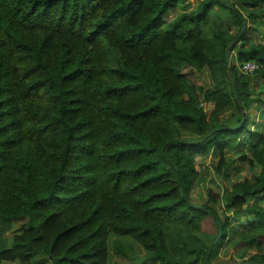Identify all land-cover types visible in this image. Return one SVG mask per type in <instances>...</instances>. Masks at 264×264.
Segmentation results:
<instances>
[{
	"label": "trees",
	"instance_id": "obj_1",
	"mask_svg": "<svg viewBox=\"0 0 264 264\" xmlns=\"http://www.w3.org/2000/svg\"><path fill=\"white\" fill-rule=\"evenodd\" d=\"M178 1L0 0V264H108L135 244L150 263L212 264L230 237H264V135L247 113L264 127L250 43L264 0H203L165 23ZM230 149L258 174L193 205L196 158L222 174Z\"/></svg>",
	"mask_w": 264,
	"mask_h": 264
},
{
	"label": "rangeland",
	"instance_id": "obj_2",
	"mask_svg": "<svg viewBox=\"0 0 264 264\" xmlns=\"http://www.w3.org/2000/svg\"><path fill=\"white\" fill-rule=\"evenodd\" d=\"M202 1L203 0H179L176 8L169 11L163 18V21L169 23L183 13H191L195 11ZM255 27L256 29L251 36L252 39L250 43L264 45V21L257 22ZM236 57V52L230 54L231 61L236 62ZM186 72L196 81L197 85L209 87L210 80L208 74H197L190 69ZM253 87L255 97L258 94L264 95V83L262 81H256L253 83ZM204 109L209 113L211 111V106L205 105ZM247 113L250 118L249 129L264 135L263 124L258 126L255 125V117H258L257 104H253L250 110H247ZM239 152L240 150L230 149L228 157L235 162L227 172L222 174H216L214 171V167L217 165V159L213 154H209L208 156H198L196 158L195 166L199 175L190 193V200L193 205L202 206L207 200L209 191L222 195L230 190L233 183L240 181L243 178L251 179L253 175L258 174L259 167L248 157L239 158ZM260 203L264 206V199L261 200ZM216 209L222 216L221 209L223 208L216 206ZM234 215L229 216L231 219V227L242 231L244 229L243 222L248 219V216L238 217L242 222H237ZM19 226V223L15 222L7 237L10 238L12 235L18 234L20 229ZM202 230L212 238L216 237V229L211 219L203 222ZM234 240L236 239L230 237L224 243L219 245L217 253H214L213 259L211 260L212 264H257V257L264 255V237L260 239L259 244H255L249 250L244 244L235 246ZM125 252L127 256L115 254L110 249L108 264H156L148 262L145 252L136 244L133 246V249L125 250Z\"/></svg>",
	"mask_w": 264,
	"mask_h": 264
},
{
	"label": "built area",
	"instance_id": "obj_3",
	"mask_svg": "<svg viewBox=\"0 0 264 264\" xmlns=\"http://www.w3.org/2000/svg\"><path fill=\"white\" fill-rule=\"evenodd\" d=\"M258 66L254 62H245L239 67V71L243 74H252Z\"/></svg>",
	"mask_w": 264,
	"mask_h": 264
},
{
	"label": "water",
	"instance_id": "obj_4",
	"mask_svg": "<svg viewBox=\"0 0 264 264\" xmlns=\"http://www.w3.org/2000/svg\"><path fill=\"white\" fill-rule=\"evenodd\" d=\"M226 62H227V59H226Z\"/></svg>",
	"mask_w": 264,
	"mask_h": 264
}]
</instances>
